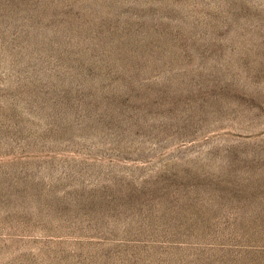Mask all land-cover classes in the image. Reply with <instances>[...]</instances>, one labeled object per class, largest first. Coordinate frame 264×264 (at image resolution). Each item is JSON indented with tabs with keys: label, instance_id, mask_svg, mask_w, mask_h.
Masks as SVG:
<instances>
[{
	"label": "rangeland",
	"instance_id": "rangeland-1",
	"mask_svg": "<svg viewBox=\"0 0 264 264\" xmlns=\"http://www.w3.org/2000/svg\"><path fill=\"white\" fill-rule=\"evenodd\" d=\"M0 264H264V0H0Z\"/></svg>",
	"mask_w": 264,
	"mask_h": 264
}]
</instances>
